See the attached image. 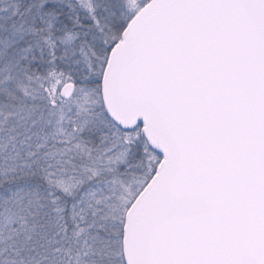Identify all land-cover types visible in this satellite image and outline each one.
Masks as SVG:
<instances>
[{
    "label": "snow or ice",
    "instance_id": "6c2138e0",
    "mask_svg": "<svg viewBox=\"0 0 264 264\" xmlns=\"http://www.w3.org/2000/svg\"><path fill=\"white\" fill-rule=\"evenodd\" d=\"M0 264H264V0H0Z\"/></svg>",
    "mask_w": 264,
    "mask_h": 264
}]
</instances>
